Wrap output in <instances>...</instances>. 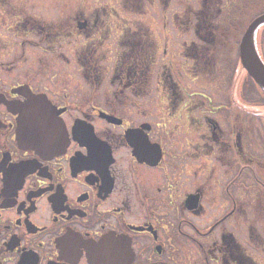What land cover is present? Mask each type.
I'll list each match as a JSON object with an SVG mask.
<instances>
[{
    "label": "flooded vegetation",
    "instance_id": "1",
    "mask_svg": "<svg viewBox=\"0 0 264 264\" xmlns=\"http://www.w3.org/2000/svg\"><path fill=\"white\" fill-rule=\"evenodd\" d=\"M36 1L0 0V264H264L252 257L246 200L239 195L264 192L256 185L259 159L248 149L250 158L241 154L251 121L260 120L264 131L260 115L239 106L231 87L220 104L198 90L177 91L165 69L162 101L174 121L181 110L177 124H161L156 109L152 120L129 117L119 91L135 86L120 67L119 88L38 85L36 60L52 46L46 43L39 54L37 49L53 38L69 39L72 28L66 18L53 25L43 20L45 12L37 16ZM204 2L194 30L199 40L181 44L194 83L196 66L206 68L210 49L239 44L251 21L264 14L260 9L244 20L246 27L233 39L229 30L240 27L227 32L212 25L209 10L219 1ZM75 15V30L89 31L82 13ZM260 28L264 24L254 43L262 40ZM71 42H59L55 63L66 60L61 51ZM141 44L154 49L155 59V37ZM88 45L81 56L92 59L97 46ZM153 59L135 64L145 91L135 98L139 103L144 96L149 104L158 99L146 92ZM82 65V76H88ZM258 89L264 107V89Z\"/></svg>",
    "mask_w": 264,
    "mask_h": 264
},
{
    "label": "rangeland",
    "instance_id": "2",
    "mask_svg": "<svg viewBox=\"0 0 264 264\" xmlns=\"http://www.w3.org/2000/svg\"><path fill=\"white\" fill-rule=\"evenodd\" d=\"M218 1L217 8L209 10L210 16L207 19L212 25L217 23L222 26L223 30L227 29V32L230 28L240 27L237 32L229 30L233 39L246 27L245 21L254 17L256 11L264 9V0ZM36 4L37 16L45 12L47 16L43 14L41 16L43 20L47 19V23L54 25L66 18L72 28V35L67 37L69 39H64V37L53 38L51 41H45L41 49H37V54L42 53V49L46 48L47 43L52 46L49 51L53 52H48L46 48L47 51L39 55V59L43 62L36 60L38 85L42 81V86L48 83L51 88H119V82L122 79L121 73L118 71L120 67L124 78L133 80L132 83L135 86L125 92L119 91L120 97L126 96L123 100L126 101L124 105L128 107L127 111L130 114L128 116L131 118L138 116L140 121L152 120L156 109L158 121L161 124H177L182 122L181 110L177 109L180 120L174 121V119H170L172 115L167 112L166 100L162 101L165 96V91H163L165 88H162L160 79H162L163 69H165L168 75L172 76V80L176 82L177 91L185 93L198 90L206 96L209 95L213 100L212 104L225 103L226 92L230 91V87L233 88L232 93L235 94L239 106L245 110L255 111L264 120L261 92L250 82L245 69L238 60L239 44L230 42L231 46L217 47L214 52L213 49H210L207 54L212 55L210 58L207 57V61L203 60L206 68L196 66L197 73H199L197 82H192L188 77L189 74L194 73V68L190 67L193 64L192 62L189 63L188 57L185 56L187 46L183 47L181 44L199 40L194 30L199 23V12L207 7L204 0H136L134 4L125 3L124 5L123 0H37ZM79 12L89 22V31L81 34L75 30L73 25L74 15ZM176 18H179L180 21L178 25L175 23ZM261 31V28L257 30L258 37ZM262 32V40L259 37L255 43L257 53L264 63V31ZM147 35L153 39L155 37L158 48L156 62L153 65L146 91L151 95V99L158 97V99H154L152 104L147 102L145 96L140 99V103L138 99L135 100L138 95L145 94L144 88L137 81L135 64L139 68V65H146L149 59L154 58V49L151 48L150 50L141 44L143 40L146 41ZM69 40L72 42L61 51L64 52L66 60H57L61 63H55L57 58L55 53H60L61 49L59 42L63 41V45H65ZM91 42L97 46L96 54L92 56V59L87 55L81 56V52H85L84 49L88 48V44ZM135 42H138L139 45ZM55 48L56 51H53ZM200 50L205 52L202 48ZM78 54H80V60L76 59ZM127 56L131 57L130 60L127 59ZM90 62L92 65L88 64ZM80 64L90 70L88 76H82ZM114 70L118 72L115 73ZM141 70L145 72V69L141 68ZM202 100L204 99L199 98V101ZM209 108H211L210 103L206 100L204 109L208 110ZM259 122L261 123L260 120L251 121V126L243 130L244 139L248 140V147H245L241 138V154L246 153L250 158L249 150L256 155V158L259 159L258 164L264 169V131L260 130ZM166 146L170 147L168 143ZM176 150L174 149V151ZM169 161L173 164L171 157ZM263 173H260L262 177L264 176ZM247 183L249 182L246 180V185ZM239 195L246 200L243 208H246V215L249 219V239H254L250 243L252 257L264 262V256H262L264 253V192L248 189L245 194L240 190ZM251 227L256 230L255 233L259 235L260 240L259 237L255 239ZM239 242L246 246L244 240ZM260 245L262 247L258 252L257 247Z\"/></svg>",
    "mask_w": 264,
    "mask_h": 264
},
{
    "label": "water",
    "instance_id": "3",
    "mask_svg": "<svg viewBox=\"0 0 264 264\" xmlns=\"http://www.w3.org/2000/svg\"><path fill=\"white\" fill-rule=\"evenodd\" d=\"M262 24H264V14L251 21L240 39L237 55L240 65L245 69L248 77L263 90L264 65L256 52V45L254 43L255 31Z\"/></svg>",
    "mask_w": 264,
    "mask_h": 264
},
{
    "label": "bare ground",
    "instance_id": "4",
    "mask_svg": "<svg viewBox=\"0 0 264 264\" xmlns=\"http://www.w3.org/2000/svg\"><path fill=\"white\" fill-rule=\"evenodd\" d=\"M253 83H254V86L255 87H257V88H259L256 84H255V82L253 81V80H251ZM259 168H257V170L255 171V173H258V175H260V173L262 172L263 173V171H264V169H262L260 166H258ZM263 175H264V173H263ZM260 182H258V184L256 183V185H259V186H261V187H264V176L262 177V175H260Z\"/></svg>",
    "mask_w": 264,
    "mask_h": 264
},
{
    "label": "trees",
    "instance_id": "5",
    "mask_svg": "<svg viewBox=\"0 0 264 264\" xmlns=\"http://www.w3.org/2000/svg\"><path fill=\"white\" fill-rule=\"evenodd\" d=\"M129 0H127V2H125L126 4H128ZM133 4V3H132ZM248 77V76H247ZM250 82L254 85V83L251 81V79L249 78Z\"/></svg>",
    "mask_w": 264,
    "mask_h": 264
}]
</instances>
